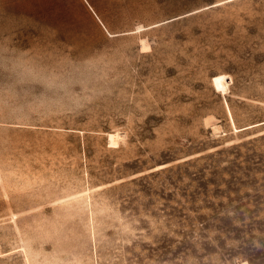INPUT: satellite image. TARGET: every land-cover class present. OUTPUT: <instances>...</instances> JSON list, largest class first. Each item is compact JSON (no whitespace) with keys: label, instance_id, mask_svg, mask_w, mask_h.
<instances>
[{"label":"rangeland","instance_id":"obj_1","mask_svg":"<svg viewBox=\"0 0 264 264\" xmlns=\"http://www.w3.org/2000/svg\"><path fill=\"white\" fill-rule=\"evenodd\" d=\"M244 262L264 0H0V264Z\"/></svg>","mask_w":264,"mask_h":264},{"label":"bare ground","instance_id":"obj_2","mask_svg":"<svg viewBox=\"0 0 264 264\" xmlns=\"http://www.w3.org/2000/svg\"><path fill=\"white\" fill-rule=\"evenodd\" d=\"M142 47H143V49L150 47V45L148 44V42L145 39H142ZM109 136H110V141L112 143H115L117 135L115 133H109ZM243 264H248V262H244Z\"/></svg>","mask_w":264,"mask_h":264}]
</instances>
